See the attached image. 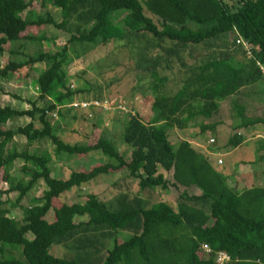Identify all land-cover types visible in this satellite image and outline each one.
Returning <instances> with one entry per match:
<instances>
[{"label": "trees", "instance_id": "1", "mask_svg": "<svg viewBox=\"0 0 264 264\" xmlns=\"http://www.w3.org/2000/svg\"><path fill=\"white\" fill-rule=\"evenodd\" d=\"M36 1L40 12L30 20L33 0H0V55L6 45L21 39L40 46L42 35L24 34L32 26H51L68 37L54 52L38 50L0 67V78H7L10 72L42 66L35 78L37 96L25 101L28 109L0 106V172L7 185L3 193L15 195L11 203L0 199V264H214V251L227 254L225 264H264V188L253 191L251 207L245 195L235 196L227 188L199 148L183 139L171 147L167 134L171 129H186L196 118L209 117L219 101L264 80L256 65L264 67V0ZM47 5L58 10V22L45 9ZM117 12H122L120 27L111 20ZM108 41L129 44L133 69L150 79L149 118L142 119L138 112L126 114L119 135L125 146L122 151L102 135L91 145L66 143L49 121L52 112L60 114L63 101L70 102L61 71L68 48L81 56ZM8 54L20 53L8 50ZM174 64L186 76L169 94L167 78L156 70ZM78 102L90 103L85 109L77 108L89 118L98 109L92 105L96 100ZM23 117L28 118L25 125L4 127ZM14 136L24 138L21 151ZM41 140L49 143L52 154L28 151ZM92 152L108 161L72 170L66 178L51 176L52 159H84ZM22 160L28 180L13 183L10 171ZM121 171L137 181L138 191L182 187L174 207L163 201L148 206L141 197L123 193L108 203L87 193L82 202L52 207L51 201L71 188ZM167 172H171L168 179ZM39 180L44 185L41 195L24 206L25 195ZM13 207L22 212L18 220L10 216ZM50 211L53 219L47 221ZM83 216L84 220H75ZM201 245L211 252L204 254ZM50 247L59 248L63 255L53 256ZM10 251L20 254V259Z\"/></svg>", "mask_w": 264, "mask_h": 264}, {"label": "rangeland", "instance_id": "2", "mask_svg": "<svg viewBox=\"0 0 264 264\" xmlns=\"http://www.w3.org/2000/svg\"><path fill=\"white\" fill-rule=\"evenodd\" d=\"M45 9L56 22L60 20L56 8L47 5ZM39 12L37 1L33 0L28 12L29 19L35 20ZM121 13L117 12L111 15L112 22L119 27L123 25L120 20L121 17H118ZM145 15L148 16L147 14ZM21 16L23 17V14ZM24 34L31 36L42 35L44 40L40 42V46L35 42L24 39L6 45L3 53L0 55V67L7 60L18 61L22 58V55L27 56L38 50L42 52H54L65 43L68 37L67 34L51 26H32L27 28ZM19 44H22L20 48H18ZM8 50L17 51L20 54L9 55ZM130 51V45L123 41H108L105 45L98 46L81 56H77L72 47L68 48L61 71L64 74L65 87L71 92L70 102L63 101L59 115L55 112L49 115L51 126L55 134L62 141L76 145H91L102 135L111 139L117 149L122 151L125 146L121 145L119 135L121 126L126 119V114L138 112L142 119L149 118L150 92L148 90V83L150 79L146 74L143 73L144 75H141V73L133 69L134 57L131 56ZM41 69L42 66L36 64L30 70H22L19 74L10 72L7 78H0V106H9L16 110L28 109L29 106H27L25 101H32L36 98L37 87L35 85V78ZM156 71L160 76L167 78L165 88L169 94L175 92L181 86L186 76L184 69L177 67L176 64L172 65L168 70L158 69ZM252 87L259 88L258 91H264V80L258 81ZM83 99L98 101V109L92 114L91 118L88 117L87 112L84 113L70 106L71 103H77ZM37 105L41 106L42 104L38 103ZM198 119L200 118H196L184 130H168L169 145L174 147L182 139H200L202 133L198 131L200 128V121ZM27 122L28 118L23 117L12 122H7L4 127L23 126ZM34 126L38 127L37 123H34ZM207 138L211 137L207 136ZM13 142L18 151L23 149V137L14 136ZM212 143L214 144V142ZM28 151H47L49 154H52L51 146L46 140L31 144ZM107 161V157L98 152H92L84 159L72 157L67 160L64 159L62 162L52 159L48 167L51 176L66 178L72 170H87L94 165ZM25 168L26 162L23 160L14 164L10 171V176L14 179L13 183L18 179L28 180ZM170 173H165L164 177L166 179L170 178ZM126 174L125 171H121L114 174L99 175L85 186L71 188L67 193L52 200L51 205L52 207H59L62 204L82 202L84 195L87 193L96 194L101 201L108 203L118 193H123L128 197L133 195L141 197L147 202L148 206L155 202L163 201L174 207V202L182 187H169L165 192H160L159 189L138 191L137 181L126 177ZM6 189L7 185L3 181L0 172V199L11 203L14 201L15 195L11 193L4 194L3 192ZM43 189V183L40 180L37 181L30 192L25 195L22 204L24 206L32 204L30 200L34 197H39ZM190 192H193V190H190ZM9 210L10 216L15 220L21 218L22 212L18 208L13 207L9 208ZM45 219L47 221L53 219L52 211L46 215ZM84 219L85 216L76 218L75 220L82 221ZM125 236L126 234H120L119 237L124 238ZM49 251L55 257L63 255V251L56 247H50ZM9 254L15 256V258L13 257L14 259H20V254L17 255L15 251H10Z\"/></svg>", "mask_w": 264, "mask_h": 264}, {"label": "crops", "instance_id": "3", "mask_svg": "<svg viewBox=\"0 0 264 264\" xmlns=\"http://www.w3.org/2000/svg\"><path fill=\"white\" fill-rule=\"evenodd\" d=\"M258 89L245 86L219 101L209 117L198 119L201 138L186 140L199 148L235 196L245 195L251 207L253 191L264 188V91ZM237 139L236 145H229Z\"/></svg>", "mask_w": 264, "mask_h": 264}, {"label": "built area", "instance_id": "4", "mask_svg": "<svg viewBox=\"0 0 264 264\" xmlns=\"http://www.w3.org/2000/svg\"><path fill=\"white\" fill-rule=\"evenodd\" d=\"M239 41L244 46V48L246 49V55L250 56L249 49L247 48L246 44L243 41H241V39H239ZM256 65L258 66V69L260 70V72L264 75V67L262 65H260L259 63H256ZM89 104L90 103H87V102H77V103H71L70 106L74 107L75 109H77V108L85 109L88 107ZM92 105H94L96 107V106H98V103L92 102ZM212 142L213 141L211 139L208 140V143H212ZM218 163H220V162L218 161ZM200 249L204 254H208L211 252L210 248L207 245H201ZM211 253H213V255H214V264L228 263L229 257L227 256V254L225 252L214 251Z\"/></svg>", "mask_w": 264, "mask_h": 264}]
</instances>
